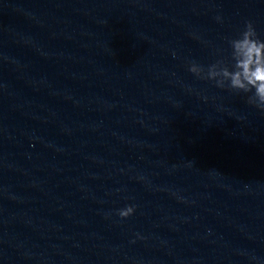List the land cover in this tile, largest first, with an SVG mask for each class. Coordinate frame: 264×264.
I'll return each mask as SVG.
<instances>
[{"label": "clouds", "instance_id": "clouds-1", "mask_svg": "<svg viewBox=\"0 0 264 264\" xmlns=\"http://www.w3.org/2000/svg\"><path fill=\"white\" fill-rule=\"evenodd\" d=\"M216 19L222 20L219 16ZM228 45L231 51L227 59L221 57L207 69L192 61L188 71L200 79L214 81L218 88L246 94L247 103L264 113V39L259 38L253 22L248 20ZM135 210V205H127L117 210V215L128 218Z\"/></svg>", "mask_w": 264, "mask_h": 264}]
</instances>
